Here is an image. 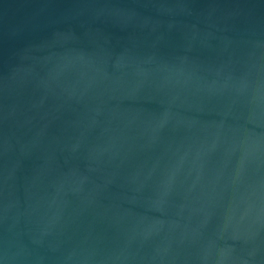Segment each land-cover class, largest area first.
Masks as SVG:
<instances>
[{
  "label": "water",
  "instance_id": "95a60500",
  "mask_svg": "<svg viewBox=\"0 0 264 264\" xmlns=\"http://www.w3.org/2000/svg\"><path fill=\"white\" fill-rule=\"evenodd\" d=\"M0 264H264V0H0Z\"/></svg>",
  "mask_w": 264,
  "mask_h": 264
}]
</instances>
